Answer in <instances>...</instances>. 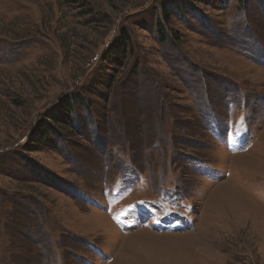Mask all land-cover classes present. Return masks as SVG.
<instances>
[{"label":"rangeland","instance_id":"obj_1","mask_svg":"<svg viewBox=\"0 0 264 264\" xmlns=\"http://www.w3.org/2000/svg\"><path fill=\"white\" fill-rule=\"evenodd\" d=\"M0 264H264V0H0Z\"/></svg>","mask_w":264,"mask_h":264}]
</instances>
